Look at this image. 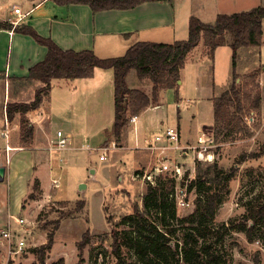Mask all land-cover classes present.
<instances>
[{
    "label": "rangeland",
    "instance_id": "rangeland-1",
    "mask_svg": "<svg viewBox=\"0 0 264 264\" xmlns=\"http://www.w3.org/2000/svg\"><path fill=\"white\" fill-rule=\"evenodd\" d=\"M260 2L261 0H257L246 4L243 0L240 8H243L241 10L255 8L261 6ZM15 6L26 10L28 4L26 0H0V14L8 15ZM186 33L178 35L177 39H186ZM231 38L229 33L228 36L223 37V42L225 40L228 42ZM222 47L224 49L219 52L215 66L213 60L209 61L208 49L204 44L203 48L193 51L188 56L178 93L176 90L162 91L159 102L153 103L149 107L150 111L145 115L155 116L154 123L159 124L161 128L157 130L152 126L145 132L140 131L139 126L137 128L142 140H150L151 135L156 131H162L165 126L180 129L182 145L187 144L189 147L197 145V140L196 142L188 140L190 132H194L197 136L196 130L200 131L199 137L213 140L211 149L215 155L213 163H217L219 169L226 173H230L231 168L234 167L236 173L228 186L230 194L219 207L212 223L216 232L208 234L204 243L216 257L214 264H264V228L254 234L253 242L249 241L245 232L236 230L225 233L222 230L223 225L242 220L248 210L259 201V197L264 199V153H262L264 150V36L259 50L253 48L239 50L240 61L236 71L239 89L242 92L251 91L252 99L258 98L260 101L256 112L250 110L245 112V123L252 135L224 133L216 141L214 126L212 128L213 111L210 105L212 100H207V97L213 92L216 96H220L224 89L231 86L233 80L232 48L225 43ZM198 63H201L199 67L195 65ZM252 75H255L254 80ZM2 78L1 76L0 165L5 166L9 171L12 166V151L5 147L6 140L11 137V129L14 126H16L14 135L16 139L19 138L20 124L17 119L8 131L6 129V125H9L7 104L13 103L16 85L8 81L5 86ZM112 78H114L112 70L98 69L95 78L89 82L57 80L53 84L49 97L42 104L45 116L39 120V124L47 131L50 119L52 127L48 133L56 135L57 130L65 135L71 133L72 149L66 151L55 163L51 179L57 180L59 187L54 188V180H52L54 190L53 192L48 190L50 197L45 195V188L40 187L39 190H35L33 185L36 179L32 177L31 169L27 174L24 159L22 171H15L11 177L5 175L4 181L0 182V189L5 192L3 212L5 215L8 212L12 214L8 221L0 224V230L9 227L11 232L10 240L0 239V264H143L134 251L127 247L123 246L120 254L115 253L112 234L113 231H118L122 240L126 234L138 231L139 227L136 223H123V221L133 214L136 204L142 207L148 180L133 179V176L136 173H151L159 165V159L157 152L152 154L145 149L132 148L130 141L132 134L129 130L120 141L110 137L117 149L106 151L105 158H102L105 151L100 148L106 146V131L112 128L115 118ZM213 78L215 88L211 86ZM196 81L201 87L202 101L199 102L193 89ZM81 83L88 84V88H83L84 85L81 87ZM127 83L129 87H137L149 96L152 94L150 80L140 81L135 70L128 74ZM39 87L37 83L26 87L20 100L24 103L34 100L35 92ZM251 106L252 103L247 105V110ZM255 154L260 156L254 158ZM169 155L173 161L177 160L187 165L191 179L197 176L199 168L205 171L210 165L196 161L191 151L187 158H181L180 152L177 151H171ZM61 158L64 161L62 163L59 161ZM14 188L23 189L24 192L28 189V193L22 200H10L9 196ZM31 195L34 198H31ZM198 196L196 190L187 191L186 199L189 206L182 209L176 204L178 219L194 212ZM78 201L84 203L79 211L76 210ZM64 213L71 215L62 220L54 244L49 249L47 248L48 233L54 229V222ZM156 213L152 210L150 221L160 225ZM178 219L170 222V228L175 231V238L183 233V227L178 223ZM88 231L89 243L81 247L80 243ZM20 242H24L21 250Z\"/></svg>",
    "mask_w": 264,
    "mask_h": 264
},
{
    "label": "trees",
    "instance_id": "trees-1",
    "mask_svg": "<svg viewBox=\"0 0 264 264\" xmlns=\"http://www.w3.org/2000/svg\"><path fill=\"white\" fill-rule=\"evenodd\" d=\"M58 6L87 5L93 13L110 10H130L147 2L161 0H51ZM172 2L173 0H165ZM0 30H10L32 37L39 45L45 46L48 53L44 61L30 70L29 80L43 84L35 92L34 100L30 103H8L7 122L18 121L21 129V144L25 147L34 138L35 127L28 115L40 109L49 97L53 80H79L92 78L95 69L112 70L114 75V110L113 126L106 131V146L111 142L110 137L120 141L128 131L130 118L139 116L153 103H158L160 93L164 90H176L178 93L181 71L185 68L188 56L195 51L201 42L208 49L210 60L214 59L218 47L228 44L232 48V84L220 96L212 99L214 115V138L216 141L227 133L228 135L251 136L252 133L245 123V112H256L259 99H252L251 91L242 92L237 83L239 66V50L253 48L259 50L263 43L264 7L260 6L250 11L232 15H219L213 24H205L197 18L189 21L188 38L174 44L138 42L130 47L124 56L101 59L92 51H64L51 39L41 37L28 25L14 26L12 23L0 21ZM231 34L230 41L223 42V37ZM135 70L140 81L150 80L152 94L149 96L140 89H131L127 76ZM255 75H252L254 80ZM252 103L250 109L247 105ZM109 136V138H108ZM264 153V150L262 151ZM254 158L260 155H253ZM236 169L230 173L219 169L217 163L210 164L205 171L199 168L197 176L187 185V191L196 190L199 193L195 210L190 215L179 218L176 212V202L173 198L177 182L169 176H159L155 185L147 184L143 205L134 206L133 214L126 217L123 223L137 224L139 229L133 234L128 233L121 240L118 231H113V251L120 254L122 247L133 250L143 264H214L215 255L205 245L208 234L215 233L212 226L219 207L225 202L230 191L228 186L234 178ZM33 187L39 190L38 179ZM31 198H34L31 195ZM256 205L248 210L247 215L238 223L223 225L226 233L232 231L245 232L250 242L254 234L264 228V199L258 198ZM78 201L76 210L83 206ZM152 210H155L160 225L150 221ZM71 213H64L54 222V229L48 233L47 248L55 241L63 219ZM178 219L183 227L180 237L175 238V231L170 222ZM147 231V233H145ZM89 231L84 234L80 246L88 244ZM202 240V242H201Z\"/></svg>",
    "mask_w": 264,
    "mask_h": 264
},
{
    "label": "crops",
    "instance_id": "crops-1",
    "mask_svg": "<svg viewBox=\"0 0 264 264\" xmlns=\"http://www.w3.org/2000/svg\"><path fill=\"white\" fill-rule=\"evenodd\" d=\"M254 1L257 0H244L246 4H251ZM26 2L28 4L26 10L15 6L9 11L8 15L0 14V21L13 24L19 18L18 15H15L14 9L20 8L23 17L17 26L28 25L32 27L41 37L51 39L64 51H92L101 59L122 57L130 47L138 42L174 44L178 41H184L188 38L189 21L193 17L205 24H213L219 15H232L254 9L248 8L241 10L243 9L240 8L243 5V0H173L172 2H147L130 10H110L93 13L87 5L73 4L58 6L51 0H26ZM260 3L264 7V0H261ZM185 33L187 34L186 39H177L178 35H184ZM200 48H203V43H200L195 51ZM222 49H224L222 46L217 48L213 59V66H215L216 58ZM47 53L48 49L45 46L39 45L28 35L19 34L10 30H0V77H3L1 80L4 81L5 86L8 81L16 85L13 94V103H24L20 100V97L26 87H31L36 83L40 86L39 88L43 86L39 81L29 80L28 77L30 70L44 61ZM195 65L199 67L201 63ZM98 69H95L92 78L77 80L79 82H89L95 78ZM184 70L185 68L181 71V76ZM55 81L57 80L52 81V88ZM88 86L85 83L83 88H88ZM211 86L213 88L216 86L214 78ZM193 89L197 95L196 100L198 102L202 101L200 96L201 87L198 81L195 82ZM225 90L227 88L222 93ZM214 93L210 94L207 100L209 99L211 101L216 97ZM32 101L33 99L30 102ZM210 105L213 111L212 101ZM160 108L161 106H159ZM150 109L148 108L139 115L138 126L142 132L149 131L152 126H155L157 130L161 128L159 124L155 125L153 119L155 116H145ZM44 112L41 106L38 111L28 115V118L35 127L34 138L29 146L25 147L21 144V129L18 139L14 135L16 126L11 129V137H8L6 140L5 147L12 151V166L9 168V171L6 168V176L8 177L10 175L11 177L15 171H22L24 166L22 162L25 160L27 174H29V170L31 169L32 177L39 180L41 187L46 190L45 195L50 197L49 191L51 190L53 192L54 190L52 185V180L54 179H51V174L55 163L58 162L59 157L65 152H49L48 146L56 138V135L48 133V130L52 127V121L50 119L47 131L39 124V120L45 116ZM18 118L19 116L17 115L15 121ZM8 124H5L7 131L13 123ZM213 126L214 115L212 128ZM71 127L73 130V124ZM196 131L197 136H195L194 132L188 134L189 142L192 140L196 142L200 133L199 130ZM67 135L71 137L73 144V135L71 133ZM185 141L187 142V139ZM61 160L62 158L59 160L60 163H62ZM27 179L29 178L27 177ZM4 193L3 189H0V224L5 223L6 220L8 221L12 217L11 212H8L6 215L3 212ZM27 193L28 189L24 192L23 189L14 188L9 197L10 200L18 201V199H24Z\"/></svg>",
    "mask_w": 264,
    "mask_h": 264
},
{
    "label": "built area",
    "instance_id": "built-area-1",
    "mask_svg": "<svg viewBox=\"0 0 264 264\" xmlns=\"http://www.w3.org/2000/svg\"><path fill=\"white\" fill-rule=\"evenodd\" d=\"M15 15H18L19 18L13 24L17 26L22 20V12L20 8L14 9ZM138 119L139 116H132L130 118V123L128 130L132 134L131 142L134 149H145L150 151L152 154H158L159 165L151 172L142 174L136 173L133 176V179H147L148 183L155 185L156 179L159 176H169L176 180V186L173 198L176 201L178 207L185 209L189 206V202L186 199L187 195V185L190 182L191 176L189 175V168L187 165L178 162L177 160L173 161L172 157L169 155L171 151L180 152L181 158L189 157V151L193 153L196 158V161L201 163L212 164L215 161V155L211 151L213 147V140H209L205 137L200 136L197 139V145L188 146L182 145L181 140V131L178 127L165 126V128L157 133L151 135V139H140V134L138 132ZM72 149V141L69 135H65L62 131L56 133V138L50 142L48 150L51 152H66ZM110 149H117L116 144L112 143L110 146H105L100 148V150L105 151V154L102 155V158H105L106 151ZM61 162H64L63 159ZM54 188L59 187V182L54 181ZM183 185V186H182ZM185 190H184V188ZM11 232L10 228L0 230V239L10 240ZM20 250L22 249L24 242H20Z\"/></svg>",
    "mask_w": 264,
    "mask_h": 264
},
{
    "label": "water",
    "instance_id": "water-1",
    "mask_svg": "<svg viewBox=\"0 0 264 264\" xmlns=\"http://www.w3.org/2000/svg\"><path fill=\"white\" fill-rule=\"evenodd\" d=\"M161 1H165V0H161ZM180 83L181 81H178V84ZM5 175H6V167L1 166L0 167V182L4 181Z\"/></svg>",
    "mask_w": 264,
    "mask_h": 264
}]
</instances>
